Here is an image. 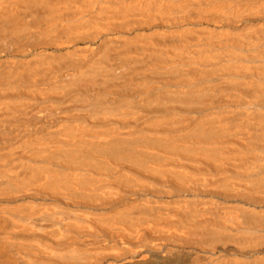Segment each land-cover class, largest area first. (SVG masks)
<instances>
[{
  "label": "bare ground",
  "instance_id": "1",
  "mask_svg": "<svg viewBox=\"0 0 264 264\" xmlns=\"http://www.w3.org/2000/svg\"><path fill=\"white\" fill-rule=\"evenodd\" d=\"M0 264H264V0H0Z\"/></svg>",
  "mask_w": 264,
  "mask_h": 264
}]
</instances>
